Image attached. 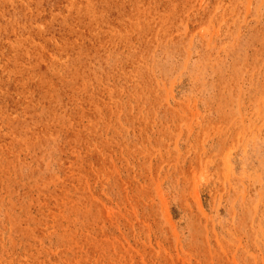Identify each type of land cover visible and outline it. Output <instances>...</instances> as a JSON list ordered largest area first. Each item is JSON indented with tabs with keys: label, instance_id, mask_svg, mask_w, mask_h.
<instances>
[{
	"label": "rangeland",
	"instance_id": "obj_1",
	"mask_svg": "<svg viewBox=\"0 0 264 264\" xmlns=\"http://www.w3.org/2000/svg\"><path fill=\"white\" fill-rule=\"evenodd\" d=\"M0 264H264V0H0Z\"/></svg>",
	"mask_w": 264,
	"mask_h": 264
},
{
	"label": "bare ground",
	"instance_id": "obj_2",
	"mask_svg": "<svg viewBox=\"0 0 264 264\" xmlns=\"http://www.w3.org/2000/svg\"><path fill=\"white\" fill-rule=\"evenodd\" d=\"M38 2H40V1H38ZM262 105V104H261ZM263 106V105H262ZM238 110V109H237ZM238 114H239V112H238ZM241 116V115H240ZM258 116V115H257ZM262 117V116H261ZM260 117V118H261ZM241 118H242V116H241ZM239 119V118H238ZM240 120V119H239ZM238 120V121H239ZM251 120V119H250ZM243 121V120H242ZM239 122H241V121H239ZM244 122V121H243ZM252 122V121H251ZM236 123H237V120H236ZM246 123V122H245ZM238 124V123H237ZM253 124V123H252ZM247 125V124H246ZM241 126V125H240ZM256 126V125H255ZM242 127H244L243 125H242ZM246 127V126H245ZM248 127H249V125H248ZM252 127V126H251ZM242 129H244V128H242ZM251 129V128H250Z\"/></svg>",
	"mask_w": 264,
	"mask_h": 264
}]
</instances>
